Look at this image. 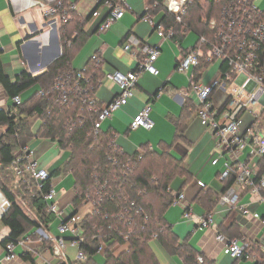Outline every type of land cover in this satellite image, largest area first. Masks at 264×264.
Masks as SVG:
<instances>
[{"label":"crops","instance_id":"crops-1","mask_svg":"<svg viewBox=\"0 0 264 264\" xmlns=\"http://www.w3.org/2000/svg\"><path fill=\"white\" fill-rule=\"evenodd\" d=\"M31 1L44 2L48 5L53 3L52 0H0V62L4 75L11 82H14L21 73L33 78L41 76L63 55L61 41L63 24L58 21L50 29L46 27L48 19L44 16V9ZM69 2L75 5L72 24L75 22L82 24L83 32L86 33L79 47L70 53L71 66L80 70L90 64L92 55L99 54L100 83L94 94L101 106L109 103L118 93V88L109 78L110 75L116 71L126 74L135 70L138 61L142 60V46H157L160 50V56L154 64L159 71L158 76L142 73L134 87V97L102 124V130L113 132L116 146L126 154L131 155L146 148L148 151L166 154L181 162L188 175L174 178L167 193L172 196L183 194L184 202L191 205L196 217L210 209L216 230L225 236L226 232L229 235L238 234V237L233 238L249 242L254 247L260 264H264V204L259 203L249 189L239 188L235 184L233 173L226 175L227 168L235 170L242 163L250 169L252 179L256 183L264 176V161L256 155L254 149L244 151L237 158L230 152L223 153L211 130L201 123L197 115L198 101L196 96L188 91L187 76L176 71L178 58L198 43L197 33L189 31L181 38L160 39L143 19L148 12V0H126L128 10L124 17L107 32L100 34L97 28L107 15L102 0H66V3ZM252 4L264 10V0H252ZM150 16L155 23L163 25L162 12ZM72 28L74 26L70 28L71 34L75 37L77 31ZM131 38H136L141 46L134 47L127 53L123 46ZM66 44L70 47L71 41L68 40ZM223 67L221 62L216 61L189 72L196 76L200 84L208 85L219 78V72ZM39 90V86L35 85L19 95L22 103L29 102ZM212 100L215 107L221 110L227 95L218 89L213 93ZM147 104L152 108L150 117L154 127L151 130H131L129 128L131 122ZM12 108H14L12 101L0 84V110L6 112ZM242 119L244 129L253 123L252 131L258 136H264V112L256 120L249 114L243 115ZM29 120L32 132L36 133L40 124L39 119L35 115ZM2 133L3 130L0 129V135ZM250 142L251 139H248V143ZM26 146L31 149L33 158L40 167L49 173L62 169L69 157L68 151L60 149L56 142L49 139L34 138ZM49 151H55V156L47 157ZM19 152L20 150L15 156ZM219 156L221 158L217 161ZM51 185L56 189L59 207L65 208L72 204L74 193L71 175L53 177ZM233 185L238 188L239 204L246 208L248 215H243L239 210H228L218 203L207 209L204 206L207 205L205 200L195 202L197 194L219 196L226 186ZM182 212L180 206H172L165 215L180 241L187 240L192 248L216 264H254L252 261L231 259L223 244L216 242V231L199 229L195 222L184 220ZM57 225L58 221L55 218L44 230L52 236H58ZM37 229L31 230L21 238L24 244L15 248L17 258L8 262L4 259L6 252L2 242L9 236L10 231L0 224V264H63L64 262L53 252L52 244L40 242L38 235H33ZM150 247L159 264H182L178 257L168 255L155 242ZM124 249L126 245L119 247L115 255ZM23 255L28 256L31 261L25 260ZM66 257V262H75L76 250L68 247ZM92 260L95 264L105 263L102 254L94 255Z\"/></svg>","mask_w":264,"mask_h":264},{"label":"trees","instance_id":"trees-1","mask_svg":"<svg viewBox=\"0 0 264 264\" xmlns=\"http://www.w3.org/2000/svg\"><path fill=\"white\" fill-rule=\"evenodd\" d=\"M165 2L166 0H148L146 14L156 15L162 12L161 23L172 27L175 32L173 39L181 38L189 31L197 33L198 40L204 36L210 38L211 32L204 21L217 18L220 4L193 0L187 14L178 24L167 13ZM72 20L62 25V57L41 76L33 78L21 73L11 82L4 75L0 62V84L9 99L35 85L40 88L26 104L22 103L6 112L0 110V129L3 130L0 135V192L10 203V208L0 220V224L10 231L2 245L16 243L36 228H48L55 220L53 216L46 214L45 204L36 189L17 180L9 170L18 150L34 138H43L56 142L60 149L69 152L62 169L50 173L48 188L53 177L71 175L74 193L71 202L74 215L81 219L85 238L81 249L86 255V261L63 264H95L92 258L100 245L105 247L102 254L104 264H159L150 247L153 242L168 255L178 257L182 264H216L192 248L187 240L180 241L165 218L167 211L173 206V196L167 193L171 182L177 176L188 175L181 162L146 148L141 149V152L126 154L115 146V136L110 130H101L98 135L92 133L95 121L93 109L83 104L80 97L67 105L60 106L57 103L54 84L64 74L84 70L86 76H91V96L95 95L100 83L101 62L97 64L90 59V64L80 70L71 66V51L79 47L80 41L86 37L83 25L77 22L72 24ZM72 26V30L77 31L75 37L71 34ZM68 40L71 41L70 47L66 44ZM226 104L227 100L221 110ZM100 106L98 104L96 108ZM35 115L40 124L36 133H33L29 118ZM220 195L197 194L195 202L205 200L207 205L204 206L209 209L218 203ZM125 209L131 211V226L127 225L128 220L116 218ZM135 211H140V214L133 215ZM205 213H211V210H206ZM130 232V238L125 243L124 237ZM225 234L230 239L238 237L236 233ZM124 245L126 249L115 255L116 250ZM23 258L31 261L26 255Z\"/></svg>","mask_w":264,"mask_h":264},{"label":"built area","instance_id":"built-area-1","mask_svg":"<svg viewBox=\"0 0 264 264\" xmlns=\"http://www.w3.org/2000/svg\"><path fill=\"white\" fill-rule=\"evenodd\" d=\"M52 1V5L31 1L44 9V16L48 19L46 27L49 29L58 21L60 24H65L72 20V14L75 12L73 3H66V0ZM213 1L220 4L221 8L217 18L213 17L204 21L211 32L210 38L201 37L195 46L189 48L178 58L176 71L187 76L188 91L194 94L198 101L197 115L201 123L211 130L223 153L230 152L237 158L244 151L254 149L256 155L264 161V136H258L252 131L253 123L250 124L249 128L244 129L242 119L243 115L249 114L253 120H256L264 112V10L254 6L252 0ZM102 3L107 10V15L97 28V32L100 34L107 32L115 23L120 21L128 10L126 0H102ZM192 3L193 0H166L165 7L167 13L171 14L175 22L180 24ZM143 19L149 23L151 29L160 39H173L172 27L166 28L162 24L155 23L148 14ZM140 46L141 43L136 38H131L123 46V50L129 53L134 47ZM141 51L142 60L138 61L135 70L126 74L116 71L109 76L118 88V93L106 105L96 108L99 102L95 95H90V77L85 75L84 70L64 74L57 78L54 84L57 103L60 106L67 105L80 97L83 104L93 109L95 121L92 133L98 135L102 130V124L111 119L115 112L126 106L134 97L133 90L142 73L146 72L152 76H158L159 71L154 64L160 56L159 48L144 45L141 47ZM91 60L99 64V54L92 55ZM216 61L221 62L224 67L219 72V78L208 85L200 84L199 81L195 80L196 76L189 72ZM218 89L223 90L227 95V104L221 111L215 107L212 100L213 93ZM40 95L43 96V93ZM11 101L14 107L22 105V99L19 95L11 98ZM254 107H259L261 110L254 111ZM151 110L150 104L144 106L133 119L129 128L131 130H151L154 127L150 117ZM248 139H251L250 143H248ZM220 158L219 156L217 161ZM9 170L17 180H22L28 187L32 185L36 189L45 204L46 214L54 216L58 221V236L50 235L43 228L35 230L33 235H38L40 242H50L53 252L62 262H66V249L68 247L76 250L75 262H85L86 255L81 249L85 241L81 219L78 215H74L72 204L65 208L58 206L56 189L52 185L48 188L50 173L45 168L40 167L33 158L31 149L27 146L23 147L10 163ZM231 173L235 175V184L239 188L249 189L258 202L264 204V196H262L264 193V176L255 183L250 169L242 163L235 170L227 168L226 175ZM234 186H230L220 195L218 205L228 210H239L243 215H248L246 208L239 204L240 194L238 188ZM92 205L95 204L92 203ZM131 206L133 207V204ZM173 206H180L183 210V219L195 222L199 229L216 231V242L223 244L224 250L231 259H241L260 264L259 258L257 254L252 252V245L249 242L230 239L216 230L212 212L196 217L192 212L191 205L184 202L183 194H174ZM9 208L10 203L0 192V220ZM130 213V210L125 209L116 218L128 220L127 225L131 226L133 217L130 216ZM139 214L140 211H135L133 215ZM130 235L131 232L124 237L125 243H127ZM23 244L24 240L21 239L16 243H6L4 245L5 261L15 260L17 258L15 248ZM104 248V245H100L96 254H103Z\"/></svg>","mask_w":264,"mask_h":264},{"label":"rangeland","instance_id":"rangeland-1","mask_svg":"<svg viewBox=\"0 0 264 264\" xmlns=\"http://www.w3.org/2000/svg\"><path fill=\"white\" fill-rule=\"evenodd\" d=\"M166 4V2H165ZM254 111H258L259 110V107H254L253 108ZM115 140V139H114ZM114 144H115V141H114ZM116 146V144H115ZM117 147V146H116ZM120 149V148H119ZM50 155H54L55 156V151H49L48 154H47V157L50 156ZM78 217V216H77ZM198 261L200 260L199 258L197 259Z\"/></svg>","mask_w":264,"mask_h":264}]
</instances>
